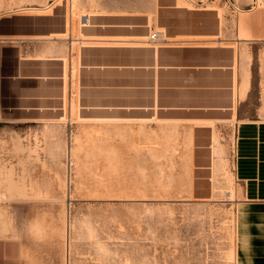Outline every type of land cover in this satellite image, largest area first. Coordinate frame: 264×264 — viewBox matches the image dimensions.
I'll return each mask as SVG.
<instances>
[{"label":"crops","instance_id":"1","mask_svg":"<svg viewBox=\"0 0 264 264\" xmlns=\"http://www.w3.org/2000/svg\"><path fill=\"white\" fill-rule=\"evenodd\" d=\"M256 4L234 25L211 29L191 27L190 11L173 6L150 17L141 7L79 0L1 14L0 129L234 137L236 264H264V119L244 114L254 49L264 42V5ZM158 20L165 40L149 42ZM8 246L0 242V264H25L8 259Z\"/></svg>","mask_w":264,"mask_h":264},{"label":"rangeland","instance_id":"2","mask_svg":"<svg viewBox=\"0 0 264 264\" xmlns=\"http://www.w3.org/2000/svg\"><path fill=\"white\" fill-rule=\"evenodd\" d=\"M79 0H0V15ZM190 11V26L226 27L254 0H89ZM256 5H264L257 0ZM186 19L184 18V22ZM156 30L166 31L158 20ZM244 114L264 119V42L254 49ZM134 129H0V242L25 264H236L242 187L234 137H133ZM5 232V233H4Z\"/></svg>","mask_w":264,"mask_h":264},{"label":"built area","instance_id":"3","mask_svg":"<svg viewBox=\"0 0 264 264\" xmlns=\"http://www.w3.org/2000/svg\"><path fill=\"white\" fill-rule=\"evenodd\" d=\"M212 1H215V0H200V2L205 5V4H208ZM226 4H228L229 6H231L233 9H235V0H224ZM90 21V16L89 15H83L82 16V23L84 25H86L87 23H89ZM164 32L163 31H156L154 33H152L148 39L149 42H162L165 40V36L163 35Z\"/></svg>","mask_w":264,"mask_h":264},{"label":"bare ground","instance_id":"4","mask_svg":"<svg viewBox=\"0 0 264 264\" xmlns=\"http://www.w3.org/2000/svg\"><path fill=\"white\" fill-rule=\"evenodd\" d=\"M1 219V218H0ZM5 233V232H4Z\"/></svg>","mask_w":264,"mask_h":264}]
</instances>
